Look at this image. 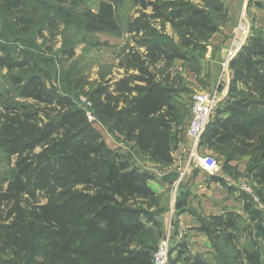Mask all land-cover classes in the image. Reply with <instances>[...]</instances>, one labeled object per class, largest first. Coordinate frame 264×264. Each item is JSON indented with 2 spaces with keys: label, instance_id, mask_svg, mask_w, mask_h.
<instances>
[{
  "label": "trees",
  "instance_id": "trees-1",
  "mask_svg": "<svg viewBox=\"0 0 264 264\" xmlns=\"http://www.w3.org/2000/svg\"><path fill=\"white\" fill-rule=\"evenodd\" d=\"M44 1L13 0V25L27 27L28 3ZM133 3L139 16L127 25L135 37L119 65L123 78L91 92L92 112L141 157L168 166L178 118L177 89L165 71L204 52L228 10L221 0ZM86 19L93 31H119L113 0H102ZM167 25L176 39L164 32ZM72 55L68 50L64 56ZM31 63L26 56L0 57V67L9 72L33 71L15 79L18 95L30 103L0 108V149L10 169L9 178L0 180V264H153L161 224L159 198L149 186L152 175L130 153L108 149L84 111ZM228 66L229 97L211 113L200 145L227 158L264 152V35L251 32ZM254 171L256 184L264 187V162ZM177 178L170 173L163 179ZM249 214L264 236L259 224L264 220L249 202L242 213L227 210L200 219L198 231L209 240L218 264H264L258 241L249 237ZM187 249L179 243L169 264H209L199 254L180 263Z\"/></svg>",
  "mask_w": 264,
  "mask_h": 264
},
{
  "label": "rangeland",
  "instance_id": "rangeland-1",
  "mask_svg": "<svg viewBox=\"0 0 264 264\" xmlns=\"http://www.w3.org/2000/svg\"><path fill=\"white\" fill-rule=\"evenodd\" d=\"M101 1L28 3L26 15L22 12L27 22V27L23 28L13 25V0H0V57L19 60L26 56L31 59V64L38 65L37 69L49 85L68 95L75 106L84 111L87 124L100 134L108 149L130 153L136 165L152 175L149 186L159 198L156 218L161 224L159 233L155 232L154 243L157 246L168 241L166 264L177 258L179 243L188 245L180 263H187L199 254L207 263L218 264L209 240L198 231L200 219L227 210L242 213L244 203L249 202L264 220V187L258 186L254 178V169L264 162V152L227 158L200 145V138L189 137L187 127L195 95L211 94L220 100L212 113L226 102L231 79L229 59L245 39L241 47L244 45L251 32L254 36L264 35V0H221L228 16L220 21L219 31L210 37L205 51L193 55L189 61H175L165 71L177 89L174 104L178 118L170 140L173 163L168 166L141 157L132 143H125L92 112L91 92L123 78V69L119 65L133 47L132 38L135 37V33L127 31V25L139 16V6L134 5V0H113L119 31H93L87 25L86 16L96 13ZM145 13H150V9ZM164 32L176 39L168 25ZM68 50L73 53L71 57L64 56ZM30 73L33 71L29 68L9 72L0 67V108L30 103L18 95L19 85L15 84V79H26ZM39 150L37 148L36 152ZM203 157L215 160L218 166L215 172H207L200 166ZM170 173L177 174L178 178L165 184L163 178ZM9 175L5 153L0 149L1 182L4 183ZM243 215L248 219V214ZM254 224L249 214V232H252L249 237L258 241L264 259V236ZM259 224L264 228V222Z\"/></svg>",
  "mask_w": 264,
  "mask_h": 264
},
{
  "label": "built area",
  "instance_id": "built-area-1",
  "mask_svg": "<svg viewBox=\"0 0 264 264\" xmlns=\"http://www.w3.org/2000/svg\"><path fill=\"white\" fill-rule=\"evenodd\" d=\"M235 55L232 54L231 58ZM230 58V59H231ZM229 59V61H230ZM215 95L200 93L193 97L192 116L187 127V134L189 137L197 140L200 138L209 117L212 113L213 107L219 103ZM200 166L207 172H215L218 168L217 163L211 157H203L200 159ZM169 250V243L167 240L162 241L157 245L156 251L153 255V264H166Z\"/></svg>",
  "mask_w": 264,
  "mask_h": 264
},
{
  "label": "crops",
  "instance_id": "crops-1",
  "mask_svg": "<svg viewBox=\"0 0 264 264\" xmlns=\"http://www.w3.org/2000/svg\"><path fill=\"white\" fill-rule=\"evenodd\" d=\"M245 40V39H244ZM244 40L239 44V47L243 44V42H244ZM239 47H238V49H239ZM220 98H221V95H220ZM165 184H169V183H167V182H164ZM158 188L160 189V190H162L159 186H158ZM154 189V188H153Z\"/></svg>",
  "mask_w": 264,
  "mask_h": 264
},
{
  "label": "water",
  "instance_id": "water-1",
  "mask_svg": "<svg viewBox=\"0 0 264 264\" xmlns=\"http://www.w3.org/2000/svg\"><path fill=\"white\" fill-rule=\"evenodd\" d=\"M240 48H241V46H240ZM240 48L237 50V52L240 50ZM237 52H236V53H237ZM234 56H235V55H234ZM234 56H233V57H234ZM233 57H232V58H233ZM232 58H231V59H232ZM231 59H230V60H231Z\"/></svg>",
  "mask_w": 264,
  "mask_h": 264
}]
</instances>
